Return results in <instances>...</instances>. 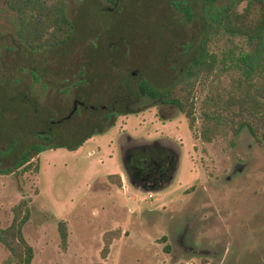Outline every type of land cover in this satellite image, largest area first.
Masks as SVG:
<instances>
[{
  "label": "rangeland",
  "instance_id": "rangeland-1",
  "mask_svg": "<svg viewBox=\"0 0 264 264\" xmlns=\"http://www.w3.org/2000/svg\"><path fill=\"white\" fill-rule=\"evenodd\" d=\"M101 1L65 0L73 39L32 54L18 39L16 15L0 0V87L20 92L39 110L49 108L66 98L48 92V80L60 81L50 71L59 65L73 69L94 51L93 44L111 52L122 68H143L164 83L172 68H185L195 57L205 16H216L232 0H194L197 14L190 22L174 19V0H121L120 16L98 12ZM247 51L243 38L224 32L210 43V52L230 68L245 70ZM31 69L44 74L41 82L31 78ZM221 83L227 85L228 78ZM198 92L200 103L206 91ZM144 103L143 112L118 118L78 151L48 149L0 175V229L25 200L31 215L23 233L34 250L32 264H264V147L247 131L204 143L199 122L191 128L176 109ZM11 117L8 110L0 114V125ZM30 142L28 135L1 131L0 170L12 167ZM163 149L175 158L169 183L154 190L133 186L128 161ZM117 172L121 187L109 178ZM59 222L67 225L65 250ZM8 256L0 245V264Z\"/></svg>",
  "mask_w": 264,
  "mask_h": 264
},
{
  "label": "trees",
  "instance_id": "trees-1",
  "mask_svg": "<svg viewBox=\"0 0 264 264\" xmlns=\"http://www.w3.org/2000/svg\"><path fill=\"white\" fill-rule=\"evenodd\" d=\"M3 1L16 15L18 39L30 53L56 50L73 39L75 24L67 16L65 0ZM207 1L214 3L217 0ZM179 5L187 8L185 2ZM221 32L245 40L248 48L243 58L245 70L227 67L210 52L213 37ZM92 46L96 52L88 53L73 69L60 67L59 61L51 59V63H56L59 68L50 72L62 83L48 80V92L66 98L49 108L39 110L20 92L0 87V114L7 110L12 114L9 122L6 120L7 123L4 121L0 125V132L31 138L20 151L17 162L0 170V175H9L29 165L48 149L78 151L93 136L104 134L113 127L118 118L143 112L144 101L176 109L191 128L199 122V137L204 143L237 137L247 131L258 146L264 147V0H232L216 16H205L195 57L185 68H172V77L164 83L156 82L143 68H122L111 52L101 53L103 51L100 52L96 44ZM117 48L110 47L112 51ZM28 72L33 80L41 82L43 73L37 69ZM224 76L228 78L225 86L221 83ZM198 91H206L200 103L196 98ZM149 151V155L155 153ZM164 153L173 154L166 149L161 152ZM134 158L126 165L127 177L128 166ZM175 167L173 165L171 173ZM109 178L121 187L118 175ZM172 178L173 175H169L166 182ZM30 215L31 208L25 200L12 208L10 225L0 229V245L9 253L2 264H32L34 250L23 233ZM58 231L65 250V222H59ZM105 243L101 253L103 259L111 244L110 240Z\"/></svg>",
  "mask_w": 264,
  "mask_h": 264
},
{
  "label": "flooded vegetation",
  "instance_id": "flooded-vegetation-1",
  "mask_svg": "<svg viewBox=\"0 0 264 264\" xmlns=\"http://www.w3.org/2000/svg\"><path fill=\"white\" fill-rule=\"evenodd\" d=\"M180 2L187 3V8L181 7L179 5ZM101 3L103 7L98 12L108 16H120L122 7H119L122 3L121 0H102ZM173 6L174 19L183 17L185 21L190 22L197 14L194 0H174ZM187 13H189L188 16ZM172 155L152 152L149 156L144 157L140 155V158L135 157L133 163L128 166V179H133V182L130 183L142 190L163 187L171 173L173 165H175V158ZM145 158L146 160H144Z\"/></svg>",
  "mask_w": 264,
  "mask_h": 264
},
{
  "label": "crops",
  "instance_id": "crops-1",
  "mask_svg": "<svg viewBox=\"0 0 264 264\" xmlns=\"http://www.w3.org/2000/svg\"><path fill=\"white\" fill-rule=\"evenodd\" d=\"M118 174H119V173L117 172V173H115V174H112V175H115V176H116V175H118ZM112 175H110V176H112ZM118 176H119V175H118ZM123 184H124V183H123Z\"/></svg>",
  "mask_w": 264,
  "mask_h": 264
},
{
  "label": "water",
  "instance_id": "water-1",
  "mask_svg": "<svg viewBox=\"0 0 264 264\" xmlns=\"http://www.w3.org/2000/svg\"><path fill=\"white\" fill-rule=\"evenodd\" d=\"M168 183H169V182L167 181V182L164 184V186H166ZM153 190H154V189H153Z\"/></svg>",
  "mask_w": 264,
  "mask_h": 264
}]
</instances>
